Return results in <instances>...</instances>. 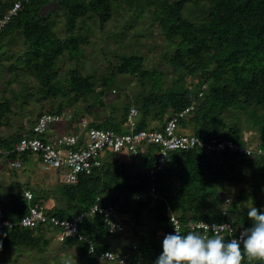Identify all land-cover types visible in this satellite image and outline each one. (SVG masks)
<instances>
[{
    "label": "trees",
    "instance_id": "16d2710c",
    "mask_svg": "<svg viewBox=\"0 0 264 264\" xmlns=\"http://www.w3.org/2000/svg\"><path fill=\"white\" fill-rule=\"evenodd\" d=\"M16 1L18 0H0V19L9 12ZM120 1L127 2L131 8H137L143 0H27L22 3L17 15L1 31L0 49L5 41L9 43L16 41L20 46L16 51V64H11L10 72L22 68L30 74H36L35 77L39 80L44 93L41 99L53 101L61 99L55 106L58 108L57 111L44 113L62 115L70 112L73 116L72 123H77L81 118L87 117L85 114L92 112L91 107L88 106L90 95L94 96L93 98H96V102L101 106H105L102 97L118 87L114 75L96 84L94 76L83 75L78 66L67 70V78H63V82L58 77V62L66 56L75 59L81 53L80 46L85 40L75 33L80 18L93 15L105 23L110 20L115 6ZM145 1L165 8V15L160 18L162 31L171 46L176 45L174 53L168 57V60L176 69H182V74L174 82L173 91L159 95L151 91L141 98L140 107L127 105L125 111L128 113L132 107L137 108L141 115V119L138 117L139 129H149L158 128L148 127L150 120L163 118L158 111L159 108H168L173 112L163 123L165 125L175 113L194 106L188 117L181 120L184 132L190 134L192 132L202 140L229 139L239 147L251 150V154L227 150L210 156L200 147L187 151H174L170 154L167 168L158 173L155 181L162 196L157 200H153L149 195L144 196L152 185L147 173L156 164L152 147L147 153L139 156L126 152H108L101 168L94 169L88 175L82 174L77 184L60 185L59 191L65 206L54 211L45 208L38 195H34L33 200L28 202L25 196L26 190L18 193L11 191L9 198H5L4 189L0 188V202L6 216L14 221L25 215L30 206H43L49 215L72 219L76 214L87 211L97 197L101 198L102 204L118 205L119 212L123 216L129 215L130 220L135 222L132 236L141 238L136 254L130 259L140 264H146L145 261L151 263L149 259L153 250L162 253V243L157 241L149 243L147 239L150 237L147 238L143 233L139 234L137 227L142 226L140 224L146 210L156 215L157 223L153 225L150 234L153 238L160 228L172 233L170 213L176 214L184 224L189 220L203 219L219 223L229 222L238 228H249L251 221L248 220L247 210L250 207L242 202L243 193L264 187L263 170L261 171L263 178L259 183L255 182L250 187L241 188L237 192H231V188L228 191L230 185L250 182L245 173L246 169L264 163V153H258L259 150H264V0H205L208 6L202 11L205 19L200 23L183 17L185 2L183 0ZM53 2H58L67 14L70 35L64 40L56 35V21L51 18L50 13L42 14L43 10ZM177 39L179 43H176ZM1 56L0 52V58ZM141 66L140 58L123 56L119 65H116V71L126 75H136L138 72L144 74L146 70L140 71ZM185 74L189 78L201 74V85L206 83L208 88L202 89L203 87L198 86L199 90L196 91L189 88L185 85ZM99 86L102 89L97 92ZM25 89L23 87V90ZM200 92H202L201 96H199ZM117 96L121 99L124 94ZM24 97L20 100L24 102L25 107H28L29 101ZM80 100L88 105L80 109L78 106ZM237 107L253 114L260 131L261 142L257 147L243 143L240 128L236 123L232 126L225 123V114ZM8 108V102L1 103L0 132L9 125L6 115ZM113 111H116L115 107ZM232 116L236 121L237 116ZM93 125L116 131L123 129L122 123L114 124L109 119L104 122L95 120ZM10 132L8 137H3L0 133L1 149L11 150L17 141L31 133V127L19 133ZM115 156L118 160H121L120 156L132 158L131 164L127 165L132 169L129 170L126 164L123 165L114 158ZM13 157L15 155L11 154L10 158ZM140 159L143 160H141L143 170L136 168ZM22 160L26 163L29 155H24ZM139 195L143 197L138 199ZM151 203L153 205L148 209V204ZM207 204L220 207L217 211L205 210ZM257 209L264 211V202L258 201ZM127 229L129 230V225ZM57 231L58 229L49 223L41 224L34 230L16 225L11 230L0 232V247L3 253L12 249L19 250L23 246L43 253L47 251ZM80 231L85 237L98 241L103 246L99 249L110 248L106 243L110 237L127 232L110 234L99 215L86 217L80 224ZM187 231L189 230L186 228L183 233ZM225 238L228 239V236ZM64 245L77 246L81 260L89 264H100L95 255L88 253L85 241L70 238L64 242ZM124 253L130 256L132 250ZM241 264L264 263L244 256Z\"/></svg>",
    "mask_w": 264,
    "mask_h": 264
},
{
    "label": "rangeland",
    "instance_id": "374dc122",
    "mask_svg": "<svg viewBox=\"0 0 264 264\" xmlns=\"http://www.w3.org/2000/svg\"><path fill=\"white\" fill-rule=\"evenodd\" d=\"M170 1L175 2L179 0ZM183 1H185L183 17L195 23L204 21L205 18L202 11L208 6V2H205V0H197L196 2H193V0ZM49 13L51 18L56 21V35L62 40L66 39L70 35L67 14L61 9L58 2H53L42 12L43 15H48ZM164 15L165 8L159 5L148 4L145 0L140 2L137 8H131L127 2L120 1L115 6L110 20L105 23L93 15H87L77 21L75 33L85 40L80 46L81 53L75 59H70L66 56L64 59L59 60L58 77L64 82L63 78H67V70L71 67L76 68L78 66L83 75H93L96 84L114 75V79L116 78L117 80L115 84L118 86L115 89L113 88L111 93L109 92L102 97L105 106L97 103L96 98H93L94 96L92 95L89 96L88 103L90 105L82 100L79 101L78 106L80 109L87 105L91 107V114H85L87 118L102 122L109 119L114 124L118 123L120 125L122 123L123 128L125 127V116L128 114L125 111L127 105L130 107L132 105H138L140 107L141 98L144 95L150 94L151 91L157 95L173 91L174 82L182 74V69H176L168 60V57H171L174 53V47L176 45L171 46L162 31L160 18ZM176 43H179L178 39ZM19 47L16 41L14 43L5 41L0 49L2 53V58H0V105L1 103L8 102L9 106L8 110H6V115H8L7 123L9 125L3 128L4 135L11 134L10 131L12 133H19L21 130L30 128L40 114L46 111H57L58 108H55V106L61 100L41 99L44 93L41 90L39 80L35 77L36 74H30L22 68L21 70L17 69L12 71L13 73L10 72L9 68L11 64H16V51ZM123 56L140 58L142 61L140 71L144 69L146 72L144 74L138 72L136 75L119 74L116 71V65H119L121 57ZM201 77L202 75L198 74L193 78H189L185 74V85L194 91L199 90L198 86L203 87L202 89H207L208 85L206 83L205 85H201ZM179 86L181 87V85ZM23 87L26 89L23 90ZM97 89L98 92L102 87L99 86ZM122 94L124 96L118 99L119 97L117 95ZM21 97L29 101L28 107H25L24 102L20 100ZM113 107H115L116 111H113ZM67 108L72 109L71 107ZM158 111H160V115L163 118L158 120L154 119V121L161 125L173 113L170 109L164 107L159 108ZM231 114L237 116L236 121H234ZM139 118L141 119L140 114ZM225 123L231 126L236 123L237 127L240 128L241 137L245 145L257 147L260 144L259 127L257 122L254 121L252 113H247L239 107L233 108L229 113L225 114ZM71 126H73V123L65 117L63 122L55 125L54 128L58 135L63 136V134L69 132ZM148 127H151V125H148ZM181 129L183 130L182 125ZM50 142L56 143V139L51 138ZM114 158L118 160L117 156ZM120 159L118 160L119 162L123 165L126 164L129 170L132 169L127 166L131 164L132 158L120 156ZM218 159L216 158V160ZM141 160H139L140 163L138 165L136 163L138 170H143ZM263 170L264 163L246 169L245 173L250 179V182H240L235 185H230L228 191L231 188V192H237L241 188L250 187L255 182L259 183L263 178L261 173ZM57 176L56 170L44 169L40 164L35 165L33 163L31 164V162L24 163L23 167L18 171L2 165L0 167V188L4 189L3 193L5 198H9V193L12 192L18 193L31 190L34 195L41 197V204L45 208L54 211L59 207L65 206V201L59 191L61 186L57 182ZM249 192L245 191L243 193L244 201L242 202L247 207L255 206L257 208L258 201L264 202L263 186L257 190L250 189ZM208 201L210 202L211 200L209 199ZM152 205V203L148 204V209ZM219 207L207 204L205 210L217 211ZM221 207H224L223 204ZM129 217V215L125 216V222L127 225H130L131 234H134L133 225H135V222H132ZM156 223V215L146 210L140 224L142 226L137 227L139 234H146L147 238L150 237L152 239H147L149 243L157 241L150 235L154 228L153 225H156ZM123 239L125 237L120 235L113 237V241L116 242L119 240L123 241ZM128 239H133L134 243H136L135 246H140L141 238L132 236L128 237ZM120 244L122 243L120 242ZM2 251L3 249L0 247V264H87L81 260L77 246H66L54 238L50 241L47 251L43 253L24 246L19 248V250L12 249L5 253ZM154 251L155 255L158 254L157 250Z\"/></svg>",
    "mask_w": 264,
    "mask_h": 264
},
{
    "label": "built area",
    "instance_id": "2783aa9c",
    "mask_svg": "<svg viewBox=\"0 0 264 264\" xmlns=\"http://www.w3.org/2000/svg\"><path fill=\"white\" fill-rule=\"evenodd\" d=\"M24 1L27 0L16 1L9 12L0 19V33L17 15ZM201 95L202 92L199 93V96ZM193 110L194 106H190L175 113L161 127L139 129V111L137 108L132 107L124 122L125 127L119 131L98 128L93 125L92 119L83 117L78 123L70 127L71 129L67 134H63V136L54 135L52 138L56 139V143L50 142V132L53 131L55 125L62 123L65 117L71 121L73 118L72 113L62 115L42 113L31 126V133L17 141L11 150L0 148V166L4 164L12 170L18 171L24 165L22 157L28 154L30 157H38L45 168L56 170L58 174L57 182L60 185L77 184L82 174L88 175L94 169L101 168L108 152H126L133 156H139L147 153L149 148L152 147L156 164L147 173L152 185L150 191L144 196L149 195L153 200L161 199L162 196L155 185V181H157L158 173L165 171L167 168L172 152L187 151L200 147L209 154L221 153L227 150L243 151L245 154H251V150L239 147L229 139L211 138L202 140L195 134L181 131V120L188 117ZM258 153H264V150H259ZM11 154H14L15 157L10 158ZM25 196L28 202H31L34 198L31 190H26ZM140 197L143 196L139 195L137 198ZM95 215L102 217L110 234L118 235L127 231L125 216L119 212L118 205L102 204L101 198L97 197L94 204L87 211L76 214L72 219L49 215L43 206H30L25 215L14 221L6 216L4 207L0 202V232L11 230L16 225L34 230L41 224L49 223L58 229L55 234L57 241L64 243L70 238L85 241L88 253L95 255L100 263L140 264L130 260L132 255L136 254L137 246H133L135 252H132L129 256L121 250L99 249L102 245L98 241L87 238L81 233L80 224L84 222L86 217ZM169 220L172 225V233L175 227L182 233L187 228L188 230H204L206 234L211 235L212 233L207 231V225L229 224V230L222 233L224 237L228 236L229 240L238 238L240 232L247 229L235 227L229 222L219 223L203 219L189 220L187 224H184L174 213H170ZM108 252L112 255L103 257L104 253ZM261 262L264 263V261Z\"/></svg>",
    "mask_w": 264,
    "mask_h": 264
},
{
    "label": "clouds",
    "instance_id": "9594fccd",
    "mask_svg": "<svg viewBox=\"0 0 264 264\" xmlns=\"http://www.w3.org/2000/svg\"><path fill=\"white\" fill-rule=\"evenodd\" d=\"M247 217L251 227L230 240L222 235L229 230V224L207 225L211 235L195 229L182 233L173 225L174 232L164 236L162 253L154 264H241L244 256L264 261V211L251 206ZM91 249L92 246L90 252ZM111 255L108 252L103 257Z\"/></svg>",
    "mask_w": 264,
    "mask_h": 264
},
{
    "label": "crops",
    "instance_id": "0c3cea01",
    "mask_svg": "<svg viewBox=\"0 0 264 264\" xmlns=\"http://www.w3.org/2000/svg\"><path fill=\"white\" fill-rule=\"evenodd\" d=\"M70 122H72V121H70ZM156 121H153V120H150L149 121V125H151V127H161V124H159V123H155ZM78 123V122H77ZM73 124H76V122H73ZM163 125V124H162ZM31 127V126H30ZM181 131H183L182 129H181ZM1 135L3 136V137H8V135H4V130L2 129L1 130ZM51 133V138L55 135H57L58 133L56 132V130H55V128H53V131H51L50 132ZM29 162H31V164L33 163V164H35V165H37V164H40V166L41 167H43L44 169H47V168H45L44 167V165L42 164V162H41V160L38 158V157H36V156H29V160L26 162V163H29ZM23 163H25L24 161H23ZM4 165V164H3ZM2 166V165H1ZM0 166V167H1ZM48 170H50V169H48ZM130 225H129V230L127 229V232L125 233V234H123V235H120V236H122V237H125V239H123V241H121V240H119L118 242H116V241H113V237H110L109 239H108V241L106 242L108 245H109V247L111 248V249H116V250H121V251H130L131 250V248L134 246V245H136V243H134V240L133 239H128V237H132V234H131V232H129L130 231ZM166 234H168V232L167 231H165V230H163L162 228H160L157 232H156V236H155V238H156V240L159 242V243H162V241H163V238H164V236L166 235ZM54 239H56L55 238V236H54ZM120 242L122 243V244H120ZM133 242V243H132ZM64 244V243H63ZM131 244H132V246H131ZM130 246V247H129ZM129 248V249H127V248ZM123 251V252H124ZM132 252H135V251H133V249H132ZM159 253H161V251H158V254ZM151 255V259H149L150 261L149 262H151L150 264H154V262H155V260L158 258V254H156L155 255V251L153 250L151 253H150ZM87 263V262H86ZM145 263L146 264H148L146 261H145ZM87 264H89V263H87ZM100 264H108V263H100Z\"/></svg>",
    "mask_w": 264,
    "mask_h": 264
}]
</instances>
